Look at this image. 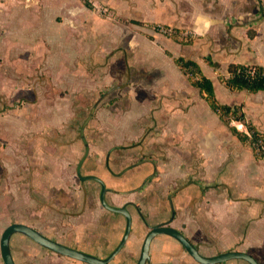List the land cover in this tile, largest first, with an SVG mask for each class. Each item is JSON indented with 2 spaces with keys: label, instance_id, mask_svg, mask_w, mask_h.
<instances>
[{
  "label": "rangeland",
  "instance_id": "obj_1",
  "mask_svg": "<svg viewBox=\"0 0 264 264\" xmlns=\"http://www.w3.org/2000/svg\"><path fill=\"white\" fill-rule=\"evenodd\" d=\"M112 1L0 0V241L7 227L24 224L85 254L106 258L113 252L124 235L126 219L102 206L98 182L80 181L77 167L84 157L81 174L104 182L106 203L125 206L132 216L127 244L111 264H137L144 239L157 223L148 215L151 209H135L130 196L122 195L145 174L141 167L130 172L135 179L126 184L127 173L112 177L117 165L110 161L114 168L108 167L104 157L114 147L140 139L139 120L153 114L156 95L154 85L144 88L139 77L140 81L133 79L132 69L142 66L138 56L145 61L146 46L124 45L121 27H129L117 22L122 14ZM28 10L41 18L36 23L28 15L31 30H24L33 37L10 41ZM39 23L42 31L34 34ZM152 33L166 36L156 28ZM124 93L133 102L122 103ZM30 121H35L34 130ZM161 123L163 135H169V121ZM132 150L115 151L114 159L122 163L125 152L136 153ZM171 164L162 176L164 186L173 171ZM152 244L150 264H198L170 237L159 236ZM10 245L16 264H84L47 251L23 235H14Z\"/></svg>",
  "mask_w": 264,
  "mask_h": 264
},
{
  "label": "crops",
  "instance_id": "obj_2",
  "mask_svg": "<svg viewBox=\"0 0 264 264\" xmlns=\"http://www.w3.org/2000/svg\"><path fill=\"white\" fill-rule=\"evenodd\" d=\"M113 1V6L122 14L117 22L129 27H121L124 45L146 46L145 61L138 56L142 66L132 69L133 79L142 80L144 88L154 85L156 94L151 102L153 114L139 120L140 139L126 141L104 156L108 167L114 168L110 161L117 165L111 171L112 177L127 173L124 182L135 179L128 176L134 168L141 167L143 171H138L145 172L137 185L122 195H129V204L136 205L137 209H151L148 215L157 220L156 224L168 221L171 214V227L194 243L202 256L214 257L235 247L229 252L241 249L258 264H264V160L257 159L251 147L232 134L192 86L178 62H196L212 82L218 103L241 106L247 122L264 135V91H233L224 84L231 66L264 68V0ZM28 15L36 23L41 20L26 11L16 33L9 36L10 41L33 37V32L27 31L31 30L26 23ZM203 19H211L212 26L203 35L197 34V27L203 28ZM160 25L175 29L181 35L188 34L191 42L153 35L152 29ZM41 31L39 23L34 34ZM105 50V53L109 51ZM124 95L122 103L133 102L128 94ZM117 102L118 99L114 103ZM124 113L118 114L124 116ZM161 120L169 121V135H163L165 124ZM30 124L34 130L35 121ZM38 127L42 128L43 124ZM130 150L136 153L125 152L127 157L122 163L114 159L115 151ZM102 159L99 157V161ZM137 161L139 164H134ZM171 161V183L164 186L162 176ZM147 200L151 204H145ZM233 262L248 264L242 260L221 264Z\"/></svg>",
  "mask_w": 264,
  "mask_h": 264
},
{
  "label": "water",
  "instance_id": "obj_3",
  "mask_svg": "<svg viewBox=\"0 0 264 264\" xmlns=\"http://www.w3.org/2000/svg\"><path fill=\"white\" fill-rule=\"evenodd\" d=\"M82 137H83V129H82ZM85 145L87 147L86 143ZM84 159H82V161L79 163L77 167V175L80 177L82 181H87V180L97 181L101 185L100 201L102 206L110 212L122 214L126 219L125 232L119 245L106 258H99L97 256L85 254L70 247H67L63 244H60L58 242H55L27 225L12 224L5 229V231L1 236L0 250L4 264H15L11 254L10 241L11 238L16 234L25 236L26 238L30 239L31 241L41 246L42 248L46 249L47 251H50L52 253H55L57 255L69 259H73L75 261H79L84 264H111V262L115 259V257L122 251L131 234L132 216L125 206L112 207L106 203L105 196L108 192V189L106 188L104 182H102L99 178L95 176L81 175V168ZM158 236H167L176 240L186 250V252L199 264H221L230 260H242L247 262L248 264H258L253 257H251L249 254L242 252H226L214 257L202 256L199 253L198 249L181 232L165 224H158L150 227V231L147 233L144 239L141 248L140 257L138 259L137 264L150 263L151 261L150 246L152 241Z\"/></svg>",
  "mask_w": 264,
  "mask_h": 264
},
{
  "label": "trees",
  "instance_id": "obj_4",
  "mask_svg": "<svg viewBox=\"0 0 264 264\" xmlns=\"http://www.w3.org/2000/svg\"><path fill=\"white\" fill-rule=\"evenodd\" d=\"M85 4L88 8H92V6L87 1H85ZM172 38L180 41L181 43H190L192 40L188 34L184 39H179L177 36ZM178 62L180 68L183 70L192 86H194L202 94V96H204L212 110L230 129L232 134L238 137L243 143H247L253 150L254 156L257 159L264 160V135L259 132L252 124L247 122L241 106L219 104L215 97L212 82L202 74L199 65L196 62L190 60H178ZM229 69L230 76L229 78L224 79V84L230 90H247L251 93L264 91V81L249 82L240 74H238V71L247 69V66H231ZM235 123L241 125L243 130L240 131L237 126L234 125Z\"/></svg>",
  "mask_w": 264,
  "mask_h": 264
},
{
  "label": "built area",
  "instance_id": "obj_5",
  "mask_svg": "<svg viewBox=\"0 0 264 264\" xmlns=\"http://www.w3.org/2000/svg\"><path fill=\"white\" fill-rule=\"evenodd\" d=\"M156 30L160 33H163L164 35L168 37H174L177 36L179 39H184L187 37V34L181 35L179 33H176V31L172 28L165 27V26H158ZM238 74H240L242 77H244L249 82L253 81H264V68L257 67V66H249L247 69H244L243 71H238ZM239 130H241L242 126H237Z\"/></svg>",
  "mask_w": 264,
  "mask_h": 264
},
{
  "label": "clouds",
  "instance_id": "obj_6",
  "mask_svg": "<svg viewBox=\"0 0 264 264\" xmlns=\"http://www.w3.org/2000/svg\"><path fill=\"white\" fill-rule=\"evenodd\" d=\"M201 23V20H198V24ZM203 28L201 29L200 27H197L196 32L197 34L203 35L206 33L212 26L213 21L211 19H203Z\"/></svg>",
  "mask_w": 264,
  "mask_h": 264
},
{
  "label": "flooded vegetation",
  "instance_id": "obj_7",
  "mask_svg": "<svg viewBox=\"0 0 264 264\" xmlns=\"http://www.w3.org/2000/svg\"><path fill=\"white\" fill-rule=\"evenodd\" d=\"M82 175V174H81ZM83 176V175H82ZM79 177V176H78ZM79 179H80V177H79ZM80 181H82L81 179H80ZM87 181H89V180H87ZM92 181H94V180H92ZM82 182H84V181H82ZM97 182V181H96ZM169 202H170V200H169ZM135 209H137V208H135ZM172 219V218H171ZM171 219H168V221H166V222H161V223H158V224H165V225H167V226H169V227H171V225H170V221H171ZM158 224H156V225H158ZM46 237V236H45ZM52 240V239H51ZM54 241V240H53ZM176 241V240H175ZM56 242V241H55Z\"/></svg>",
  "mask_w": 264,
  "mask_h": 264
}]
</instances>
